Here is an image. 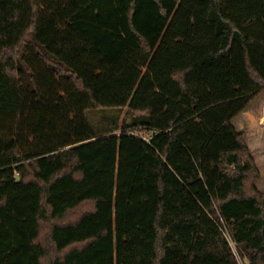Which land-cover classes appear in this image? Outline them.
I'll use <instances>...</instances> for the list:
<instances>
[{
	"label": "trees",
	"instance_id": "obj_1",
	"mask_svg": "<svg viewBox=\"0 0 264 264\" xmlns=\"http://www.w3.org/2000/svg\"><path fill=\"white\" fill-rule=\"evenodd\" d=\"M263 91L264 0H0V264H264Z\"/></svg>",
	"mask_w": 264,
	"mask_h": 264
},
{
	"label": "rangeland",
	"instance_id": "obj_2",
	"mask_svg": "<svg viewBox=\"0 0 264 264\" xmlns=\"http://www.w3.org/2000/svg\"><path fill=\"white\" fill-rule=\"evenodd\" d=\"M86 117L96 135H104L112 130L122 132L125 124H130L132 114L128 108L88 109ZM133 120H136L133 117ZM234 125L245 133V139L260 169L261 177L257 187L264 192V91L261 92L242 114L235 117Z\"/></svg>",
	"mask_w": 264,
	"mask_h": 264
},
{
	"label": "built area",
	"instance_id": "obj_3",
	"mask_svg": "<svg viewBox=\"0 0 264 264\" xmlns=\"http://www.w3.org/2000/svg\"><path fill=\"white\" fill-rule=\"evenodd\" d=\"M219 226H220V229H221L223 235L225 236V238L228 240L230 246L232 247L233 252H234L236 258L238 259L239 263L240 264H245V261L242 258L241 254H240V252L238 250L237 244L234 241V239H233V237H232V235L230 233V230L228 229L225 221L224 220H221Z\"/></svg>",
	"mask_w": 264,
	"mask_h": 264
},
{
	"label": "crops",
	"instance_id": "obj_4",
	"mask_svg": "<svg viewBox=\"0 0 264 264\" xmlns=\"http://www.w3.org/2000/svg\"><path fill=\"white\" fill-rule=\"evenodd\" d=\"M242 113H243V112H241L240 114H242ZM240 114H239V115H240ZM234 120H235V119H234ZM238 130H239V129H238ZM239 131H240V130H239ZM251 152H252V151H251ZM252 154H253V153H252Z\"/></svg>",
	"mask_w": 264,
	"mask_h": 264
}]
</instances>
